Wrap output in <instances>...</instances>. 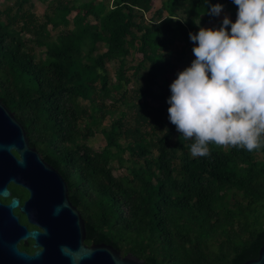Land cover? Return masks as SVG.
<instances>
[{"label":"trees","instance_id":"obj_1","mask_svg":"<svg viewBox=\"0 0 264 264\" xmlns=\"http://www.w3.org/2000/svg\"><path fill=\"white\" fill-rule=\"evenodd\" d=\"M219 2L235 20L234 0ZM33 6L0 1V101L65 178L85 243L112 245L144 264L257 258L264 143L250 151L210 142L209 155L193 156L192 141L169 119L173 59L193 50L190 32L216 22L211 4L160 0L152 10L153 0H49L41 16ZM98 132L102 148L88 142ZM19 248L33 251L30 241Z\"/></svg>","mask_w":264,"mask_h":264},{"label":"clouds","instance_id":"obj_2","mask_svg":"<svg viewBox=\"0 0 264 264\" xmlns=\"http://www.w3.org/2000/svg\"><path fill=\"white\" fill-rule=\"evenodd\" d=\"M206 2L212 15L225 7ZM234 3L235 20L225 14L190 32L195 56L170 84L169 119L193 156L209 155L210 142L250 151L264 143V0Z\"/></svg>","mask_w":264,"mask_h":264},{"label":"water","instance_id":"obj_3","mask_svg":"<svg viewBox=\"0 0 264 264\" xmlns=\"http://www.w3.org/2000/svg\"><path fill=\"white\" fill-rule=\"evenodd\" d=\"M9 184L28 192L23 203L12 196ZM85 237L84 220L69 200L65 178L29 145L23 125L0 101V264H144L112 245L86 244ZM29 239L33 251L20 249ZM242 264H264V243L257 258Z\"/></svg>","mask_w":264,"mask_h":264},{"label":"rangeland","instance_id":"obj_4","mask_svg":"<svg viewBox=\"0 0 264 264\" xmlns=\"http://www.w3.org/2000/svg\"><path fill=\"white\" fill-rule=\"evenodd\" d=\"M3 1V0H0ZM101 0H95V2H98ZM49 0H33V10L36 12V14L38 15H42L44 13V11L47 10V5H48ZM111 1L109 2L110 5ZM160 6V0H153V9H156ZM225 14H229L228 11H226L225 9H223L220 13V15L217 16L216 22L211 23L210 25L212 26H216V23H222L223 20V16ZM73 16V13L69 16V18H71ZM147 17L150 16V13H147L146 15ZM201 26H208V25H201ZM50 28V26H49ZM26 36V35H24ZM194 43H196L195 41H191V44L194 45ZM183 43H177L176 47L179 50L180 47L182 46ZM40 53V52H39ZM41 54V58H43V53ZM136 56H140L139 54H137ZM182 59L181 60H177L176 58L173 59V62L175 63V67L173 68V70L168 74V81H172L175 79L176 75L178 74V71L182 68L185 67L187 65H189L192 61V59L195 56V53L193 52V50L189 49L188 47L184 49L183 53H182ZM132 63V62H130ZM128 63V64H130ZM115 65H113L112 63H108L107 68L108 71L111 74V78H112V82H116V74H115ZM89 144L94 146L95 148H102V146L104 145V138L102 136L101 133H96L93 137H91L88 140ZM113 173L114 174H118V171L116 169H113ZM28 193V192H27ZM28 196V195H27ZM3 201H5L6 199H2Z\"/></svg>","mask_w":264,"mask_h":264},{"label":"flooded vegetation","instance_id":"obj_5","mask_svg":"<svg viewBox=\"0 0 264 264\" xmlns=\"http://www.w3.org/2000/svg\"><path fill=\"white\" fill-rule=\"evenodd\" d=\"M9 185H10V184H9ZM8 187H9V186H8ZM9 189H10V188H9ZM10 190H11V189H10ZM11 193H12V196H15V195H13L12 190H11ZM17 197H18V196H17ZM26 198H27V197H26ZM26 198L22 199V198L19 197V199H20V203H23V202L26 200ZM9 199H10V198H8L5 202H8ZM15 212H16L18 215L21 214L18 210H16ZM19 216H20V215H19ZM28 227H29V229L34 228V226H32V225H29ZM29 241L31 242V244H33V241H32L31 239H29ZM31 252H32V251H31Z\"/></svg>","mask_w":264,"mask_h":264}]
</instances>
